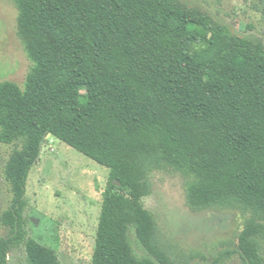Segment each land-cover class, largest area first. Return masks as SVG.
Wrapping results in <instances>:
<instances>
[{
    "label": "trees",
    "instance_id": "trees-1",
    "mask_svg": "<svg viewBox=\"0 0 264 264\" xmlns=\"http://www.w3.org/2000/svg\"><path fill=\"white\" fill-rule=\"evenodd\" d=\"M13 1L32 67L0 82V264H63L27 213L49 136L110 169L91 264H264V41L185 0ZM168 176L192 212L240 211L237 241L183 251L179 209L144 203Z\"/></svg>",
    "mask_w": 264,
    "mask_h": 264
},
{
    "label": "rangeland",
    "instance_id": "rangeland-1",
    "mask_svg": "<svg viewBox=\"0 0 264 264\" xmlns=\"http://www.w3.org/2000/svg\"><path fill=\"white\" fill-rule=\"evenodd\" d=\"M185 1L208 10L229 24L235 33L264 41V0ZM17 17L18 8L14 1L0 0V82L12 80L24 86L32 61L18 35ZM8 151L6 145L4 150L0 148L1 156L3 152L7 156ZM109 175L108 167L94 162L55 136H49L43 146L41 158L32 168L27 182V213L32 218L30 234L40 245L50 248L63 264H91L102 211V194ZM157 180L165 195L160 187L158 193L155 191L145 197V206L157 212L168 208L167 212L174 213L173 209H179L181 217L177 222L180 223L174 230L179 232L176 242L183 251L206 253L209 250L217 254L225 239L237 241L243 221L240 211L226 210L222 214L215 210L192 212L184 205L181 177H157ZM2 194L0 189L1 208L7 200ZM199 217L206 221H198ZM21 252L25 254L23 250ZM20 258L12 264H19ZM229 264L240 263L233 260Z\"/></svg>",
    "mask_w": 264,
    "mask_h": 264
}]
</instances>
